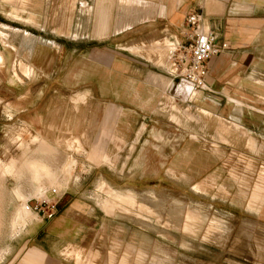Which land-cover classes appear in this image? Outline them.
Instances as JSON below:
<instances>
[{
	"label": "rangeland",
	"instance_id": "obj_1",
	"mask_svg": "<svg viewBox=\"0 0 264 264\" xmlns=\"http://www.w3.org/2000/svg\"><path fill=\"white\" fill-rule=\"evenodd\" d=\"M16 1L0 0V174L7 194L17 185L5 172L10 158L27 144L33 155L41 134L65 161L59 186L45 181L44 197L53 187L68 189L64 198H91L111 215L96 241L106 250H90L88 264L127 257L129 264H264V132L210 118L206 100L184 88L174 97L173 87L162 85L170 79L152 76L166 75V37L184 19L148 42L144 36L164 21L136 20L124 31L119 23L99 38L90 18L94 0H31L28 12L25 0ZM112 1L99 9L109 13ZM192 10L201 11L192 3L185 14ZM28 64L35 68L30 78ZM253 117L264 128V114ZM32 196L42 198H8L11 213ZM4 219L0 245L10 229Z\"/></svg>",
	"mask_w": 264,
	"mask_h": 264
},
{
	"label": "crops",
	"instance_id": "obj_2",
	"mask_svg": "<svg viewBox=\"0 0 264 264\" xmlns=\"http://www.w3.org/2000/svg\"><path fill=\"white\" fill-rule=\"evenodd\" d=\"M192 3H196L204 13L205 27L213 29L218 34L222 46V50L208 61L206 87L199 90L198 95L193 94L195 92L182 77L172 74L173 44L183 38L184 22L181 30H177L179 32L176 34L168 33L169 28L167 29L169 23L175 24L182 19L185 20L188 13L185 12ZM83 5L86 6L84 3ZM109 6L110 11L107 13L106 9H99V0H94L90 18L94 16L95 36L102 38L112 32L116 33L119 23L121 30L124 31L132 28L136 20L149 21L154 25L164 21L163 26L158 25L152 34L144 36L148 42L151 37L169 34L165 46L166 75L151 74L153 78L159 82H167L170 79L169 85L168 83L162 85L166 90L173 87L176 92L174 97L184 88L187 93H192V99L198 97L202 101L206 100L207 107L203 109L212 113L210 118L215 116L220 120L242 124L254 134L264 132V128L249 118L257 122V118L253 116L257 113L264 114V0H153L152 2L143 0L140 3L136 0H113ZM11 28L15 29V32H21L19 28ZM25 35L32 41L31 32L27 31ZM74 36L77 37L78 33ZM142 43L145 47L146 42ZM34 48L33 46L30 48L29 55ZM28 65L30 78L35 68L31 64ZM18 69L21 68L12 66L13 77L22 79L23 76L19 74ZM24 76L26 77V74ZM14 80L11 79L12 82ZM69 89V86L64 87L65 92ZM85 97L86 94H81L78 99L84 100ZM16 99L15 91L9 95L10 106L16 104L13 103ZM35 136L40 141L39 146L34 150L35 154H29L31 145L20 144L19 146H23L21 155L10 158V165L6 168L5 172L11 173L17 183L14 195L7 194L6 176L0 174V236L5 225L4 214L6 221L8 219L10 221L9 232L0 245V264H83L84 261L88 264L85 257L90 250L96 247L101 252L106 250L101 244L98 247L96 241L105 229L104 216H111L100 206H91L89 203L92 201L89 200L91 198H64L68 191L64 189L58 195V211L53 218H45L27 210L26 203L23 202L21 205H15L11 213L10 207L14 201L7 204L8 198L16 196L18 201H24V198L31 193L43 198L45 181L59 186V173L63 170L65 161L58 162V149L46 137L41 134ZM44 171L49 175L45 176ZM27 186L31 188L27 189ZM46 194L50 195V191ZM35 199L37 197L32 196L27 201L34 202ZM19 229L24 230L18 236L15 238L9 236V233L15 234ZM108 259H103L101 264H110ZM113 259L114 255L111 254L110 260ZM89 264L98 263L92 261ZM118 264H129L128 257L124 261L121 259Z\"/></svg>",
	"mask_w": 264,
	"mask_h": 264
},
{
	"label": "built area",
	"instance_id": "obj_3",
	"mask_svg": "<svg viewBox=\"0 0 264 264\" xmlns=\"http://www.w3.org/2000/svg\"><path fill=\"white\" fill-rule=\"evenodd\" d=\"M204 17L200 10L186 14L182 27L183 38L173 44L171 56L173 76L182 77L194 92L206 87L208 61L222 50L218 34L205 27ZM59 194V190L53 187L46 198L27 201L26 209L45 218H53L58 211Z\"/></svg>",
	"mask_w": 264,
	"mask_h": 264
},
{
	"label": "bare ground",
	"instance_id": "obj_4",
	"mask_svg": "<svg viewBox=\"0 0 264 264\" xmlns=\"http://www.w3.org/2000/svg\"><path fill=\"white\" fill-rule=\"evenodd\" d=\"M5 1H10L11 3H15V2H17L16 0H5ZM31 0H25V1H23L22 2V6L24 7V9L23 10H27L28 11V8H27V6L29 5V2H30ZM103 1H105V0H99V6H100V3H102ZM22 12V11H21ZM25 13V12H24ZM0 59H2L1 58V56H0ZM194 94H196V95H198L199 94V91H195V93ZM33 172V171H32ZM43 198H46V196L45 197H43ZM24 227V226H23Z\"/></svg>",
	"mask_w": 264,
	"mask_h": 264
}]
</instances>
